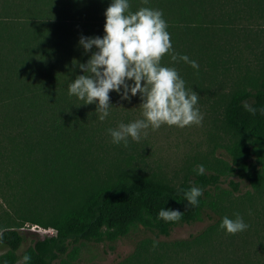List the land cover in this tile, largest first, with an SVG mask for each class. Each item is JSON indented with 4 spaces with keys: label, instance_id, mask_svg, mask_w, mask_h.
Masks as SVG:
<instances>
[{
    "label": "trees",
    "instance_id": "trees-1",
    "mask_svg": "<svg viewBox=\"0 0 264 264\" xmlns=\"http://www.w3.org/2000/svg\"><path fill=\"white\" fill-rule=\"evenodd\" d=\"M110 2L0 0V196L7 207L0 216V246L6 247L0 264L17 261L32 233L23 230L26 223L56 234L33 238L20 264L25 254L27 264H76L83 241L115 242L135 228L167 236L205 219L202 230L173 245L203 246L223 235L232 244L239 235L241 253L211 263L264 264V0H130L131 11L162 10L177 59L168 52L160 63L175 67L185 87L197 92V103L211 107L226 139L228 160L201 163L202 175L190 166L177 183L138 168L130 138L127 147L111 142L108 128L141 118L138 93L122 100L110 90L103 121L95 103L68 95V85L83 73L78 65L94 50L85 52L79 37L104 34ZM222 177H229V188L220 186ZM193 185L203 194L185 209L183 193ZM163 207L183 215L166 222L157 217ZM237 213L247 232L220 227L222 217Z\"/></svg>",
    "mask_w": 264,
    "mask_h": 264
},
{
    "label": "clouds",
    "instance_id": "clouds-1",
    "mask_svg": "<svg viewBox=\"0 0 264 264\" xmlns=\"http://www.w3.org/2000/svg\"><path fill=\"white\" fill-rule=\"evenodd\" d=\"M104 34L85 36L81 34L78 43L85 52L91 51L86 63L78 66L83 70L68 85V95L76 96L85 104L95 103L98 119L103 121L109 116V92L119 93L122 100L140 96L142 119L127 123L121 121L116 127L108 128L111 142L125 147L129 138L138 141L141 130H154L161 124L184 127L200 123L202 113L196 107L198 94L185 87V81L175 67L160 63L165 53L172 52L171 58L177 59L172 49L167 21L162 10L140 7L130 10V0H111L104 11ZM179 59L198 69L195 59L187 54H179ZM250 112L256 109L245 104ZM146 134V133H144ZM197 174H204L205 166L197 165ZM203 188L193 185L184 191L185 209L199 203ZM183 211L175 208H160L157 217L164 221H179ZM220 227L228 233H237L249 227L240 214L233 217L225 215ZM156 242L154 241V244ZM31 260L28 254L22 257L24 264Z\"/></svg>",
    "mask_w": 264,
    "mask_h": 264
},
{
    "label": "rangeland",
    "instance_id": "rangeland-1",
    "mask_svg": "<svg viewBox=\"0 0 264 264\" xmlns=\"http://www.w3.org/2000/svg\"><path fill=\"white\" fill-rule=\"evenodd\" d=\"M248 58L251 55L248 54ZM134 105V102H133ZM196 107L202 113L200 123H191L184 127L176 125L161 124L159 128L141 130V138L136 146H129L133 155L134 163L138 168L143 167L149 172L177 183L186 173L187 168L201 163H210L215 158L229 159L226 146V139L218 128L216 114L212 112L209 105ZM141 118H142V114ZM139 116L136 119H141ZM146 133V134H144ZM131 139V138H130ZM229 177H222L220 186L229 188ZM238 180V178L233 177ZM245 184H240V191H245ZM6 204L0 196V216L6 210ZM208 220L183 223L174 227L170 234L159 235L145 231L142 228L132 229L128 235L115 242H93L83 241L80 245L76 264H196L197 258L206 256V264H212L215 257L232 256L241 253L242 247L239 235H235L231 243H226L223 239L225 235L210 241L203 246L192 245L190 248L174 246V241L185 238L190 234L202 230ZM24 226V231L32 233L26 234V240L18 249V259L15 264H20L22 251L32 243L33 238L42 237L40 233L32 229L31 226ZM248 229V228H247ZM237 232H247L246 230ZM154 241L156 242L154 244ZM229 241V240H228ZM254 246L255 241L248 242ZM143 244L144 249L138 247ZM231 244V245H230ZM225 249L229 252H226ZM6 250L5 246H0V252ZM160 260V261H158Z\"/></svg>",
    "mask_w": 264,
    "mask_h": 264
},
{
    "label": "built area",
    "instance_id": "built-area-1",
    "mask_svg": "<svg viewBox=\"0 0 264 264\" xmlns=\"http://www.w3.org/2000/svg\"><path fill=\"white\" fill-rule=\"evenodd\" d=\"M31 227H32V229H34L38 233H40L42 235V237L51 236V235H55L56 234V230L54 228H51V227L44 228V227H41V226H38V225H35V224L32 225Z\"/></svg>",
    "mask_w": 264,
    "mask_h": 264
}]
</instances>
